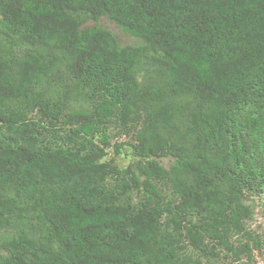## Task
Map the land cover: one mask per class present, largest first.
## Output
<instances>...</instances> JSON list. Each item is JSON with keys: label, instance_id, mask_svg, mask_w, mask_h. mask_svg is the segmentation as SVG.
<instances>
[{"label": "trees", "instance_id": "1", "mask_svg": "<svg viewBox=\"0 0 264 264\" xmlns=\"http://www.w3.org/2000/svg\"><path fill=\"white\" fill-rule=\"evenodd\" d=\"M261 263L264 0H0V264Z\"/></svg>", "mask_w": 264, "mask_h": 264}, {"label": "rangeland", "instance_id": "2", "mask_svg": "<svg viewBox=\"0 0 264 264\" xmlns=\"http://www.w3.org/2000/svg\"><path fill=\"white\" fill-rule=\"evenodd\" d=\"M253 225H254V228L256 229L257 228L256 224L254 223ZM261 264H264V263H261Z\"/></svg>", "mask_w": 264, "mask_h": 264}]
</instances>
